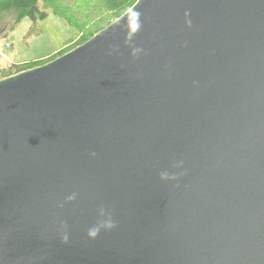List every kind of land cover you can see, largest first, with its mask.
Wrapping results in <instances>:
<instances>
[{"label": "water", "instance_id": "obj_1", "mask_svg": "<svg viewBox=\"0 0 264 264\" xmlns=\"http://www.w3.org/2000/svg\"><path fill=\"white\" fill-rule=\"evenodd\" d=\"M0 264H264V0H137L0 78Z\"/></svg>", "mask_w": 264, "mask_h": 264}, {"label": "trees", "instance_id": "obj_2", "mask_svg": "<svg viewBox=\"0 0 264 264\" xmlns=\"http://www.w3.org/2000/svg\"><path fill=\"white\" fill-rule=\"evenodd\" d=\"M136 1L137 0H98L97 3L100 2V7L103 8L98 7V9H96L93 0H0V30H2L7 16L11 13L14 14V23L11 27L12 30L26 17H30L33 20L39 18L43 19L48 16L49 13L63 17L71 26L79 30L76 41L71 43L66 49L61 48L56 55L49 56V59L47 55H45L32 60L10 63L8 67H0V77L3 78L26 69L43 65L82 44L103 29L113 19L125 13ZM108 13L112 14V18L103 25L102 23L107 16H103L102 19L101 16L103 14L108 15ZM89 28L92 29L88 31Z\"/></svg>", "mask_w": 264, "mask_h": 264}, {"label": "rangeland", "instance_id": "obj_3", "mask_svg": "<svg viewBox=\"0 0 264 264\" xmlns=\"http://www.w3.org/2000/svg\"><path fill=\"white\" fill-rule=\"evenodd\" d=\"M97 1L93 0L96 9L100 7V2L97 3ZM103 16H107L102 23L103 25L112 18L111 13L103 14L101 19ZM13 23L14 14L11 13L7 16L6 22L0 30V67H8L13 62L32 60L45 55L49 59V56L56 55L61 48L66 49L71 43H74L79 33V30L71 26L66 19L53 13L37 20L26 17L12 30ZM91 29L89 28L88 31ZM7 43L10 45L7 46Z\"/></svg>", "mask_w": 264, "mask_h": 264}, {"label": "built area", "instance_id": "obj_4", "mask_svg": "<svg viewBox=\"0 0 264 264\" xmlns=\"http://www.w3.org/2000/svg\"><path fill=\"white\" fill-rule=\"evenodd\" d=\"M10 44L9 43H7V46H9Z\"/></svg>", "mask_w": 264, "mask_h": 264}, {"label": "bare ground", "instance_id": "obj_5", "mask_svg": "<svg viewBox=\"0 0 264 264\" xmlns=\"http://www.w3.org/2000/svg\"><path fill=\"white\" fill-rule=\"evenodd\" d=\"M7 31V30H6Z\"/></svg>", "mask_w": 264, "mask_h": 264}]
</instances>
